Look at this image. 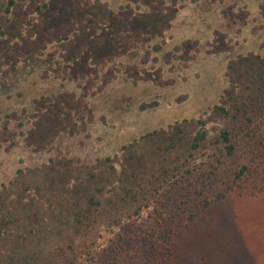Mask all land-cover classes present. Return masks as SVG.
<instances>
[{
    "label": "rangeland",
    "instance_id": "1",
    "mask_svg": "<svg viewBox=\"0 0 264 264\" xmlns=\"http://www.w3.org/2000/svg\"><path fill=\"white\" fill-rule=\"evenodd\" d=\"M248 81H264V0H0V264H42L68 226L55 214L185 161L201 122L217 140L214 108ZM33 199L53 216L28 220ZM104 229L86 240L102 258L120 232ZM174 248L177 264H264V193L228 195Z\"/></svg>",
    "mask_w": 264,
    "mask_h": 264
},
{
    "label": "trees",
    "instance_id": "2",
    "mask_svg": "<svg viewBox=\"0 0 264 264\" xmlns=\"http://www.w3.org/2000/svg\"><path fill=\"white\" fill-rule=\"evenodd\" d=\"M234 88L239 93L229 99L230 103L214 108L229 120L217 133V140H210L206 124L201 122L188 140L191 149L185 161L179 157L175 161L159 157V163L153 162L141 173H134L131 181L119 188L117 199L107 205L89 197L86 205L95 207V214L65 209L55 214L53 218H64L68 226L57 227L61 230L59 239L47 251L42 264H177L174 247L180 228L193 226L205 211L230 194L250 197L263 194L264 81H248L246 87ZM183 127L177 128L174 137L184 134ZM181 139L184 138L176 140ZM173 145L167 151L171 152ZM112 203L115 207L108 211ZM32 204L33 207L21 208L23 213H30L28 220L44 210L48 216L52 215L38 200L33 199ZM104 220L106 223L101 222ZM130 220L131 223L122 225ZM31 223L28 234L37 235L39 226L34 221ZM101 224L105 231L113 227L120 229L105 258L86 242L92 229ZM91 238L95 240L98 236ZM78 241L81 242L77 244ZM82 245L85 246L82 256L87 259L78 262L75 252ZM87 249L91 251L85 254ZM32 264H37V260Z\"/></svg>",
    "mask_w": 264,
    "mask_h": 264
}]
</instances>
